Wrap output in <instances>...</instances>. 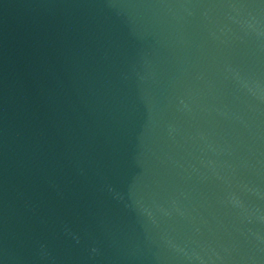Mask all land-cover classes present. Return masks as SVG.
Segmentation results:
<instances>
[{"label":"water","instance_id":"water-1","mask_svg":"<svg viewBox=\"0 0 264 264\" xmlns=\"http://www.w3.org/2000/svg\"><path fill=\"white\" fill-rule=\"evenodd\" d=\"M0 264H264V0H0Z\"/></svg>","mask_w":264,"mask_h":264}]
</instances>
